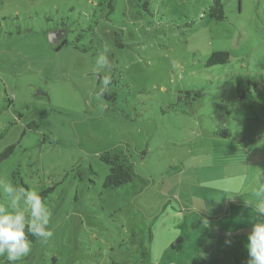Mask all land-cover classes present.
Here are the masks:
<instances>
[{
	"label": "rangeland",
	"instance_id": "374dc122",
	"mask_svg": "<svg viewBox=\"0 0 264 264\" xmlns=\"http://www.w3.org/2000/svg\"><path fill=\"white\" fill-rule=\"evenodd\" d=\"M211 2L0 0V185L51 187L53 232L0 264H248L264 178L244 193L236 173L255 147L264 168V0H223L221 21ZM113 151L136 177L108 189Z\"/></svg>",
	"mask_w": 264,
	"mask_h": 264
},
{
	"label": "clouds",
	"instance_id": "9594fccd",
	"mask_svg": "<svg viewBox=\"0 0 264 264\" xmlns=\"http://www.w3.org/2000/svg\"><path fill=\"white\" fill-rule=\"evenodd\" d=\"M107 63L101 56L98 64ZM0 191L8 194L10 208L0 206V256H6L9 262H16L31 251L29 236L46 242L53 236L49 229L51 212L36 191H25L12 185H0ZM259 204L245 200L254 206L258 216H264V184L256 189ZM24 207V211L19 208ZM27 213V214H26ZM248 264H264V218L253 225L248 234Z\"/></svg>",
	"mask_w": 264,
	"mask_h": 264
},
{
	"label": "trees",
	"instance_id": "16d2710c",
	"mask_svg": "<svg viewBox=\"0 0 264 264\" xmlns=\"http://www.w3.org/2000/svg\"><path fill=\"white\" fill-rule=\"evenodd\" d=\"M208 15L210 18L215 21H221L225 19L224 15V4L223 0H212L209 8ZM229 60V52L226 50H218L212 52L205 61L206 66L214 64H223L227 63ZM217 137H228L231 135V130L226 127L219 128V130L213 133ZM15 145H9L5 147L0 153V162L8 157L10 153L13 152ZM100 159L104 161L109 166V173L106 175L103 183L104 188L112 189L117 186H120L124 183L132 181L136 177L135 170L131 164L129 155L127 151H118V152H105L100 155ZM14 179L18 177L20 182L24 187L27 186L23 183L22 179L19 176L18 169L13 172ZM52 191L51 187L43 189L38 192L42 200H44L48 194ZM30 242L36 241V238L29 236ZM178 248V245H174ZM180 247V246H179Z\"/></svg>",
	"mask_w": 264,
	"mask_h": 264
},
{
	"label": "crops",
	"instance_id": "0c3cea01",
	"mask_svg": "<svg viewBox=\"0 0 264 264\" xmlns=\"http://www.w3.org/2000/svg\"><path fill=\"white\" fill-rule=\"evenodd\" d=\"M257 150V151H256ZM248 151H250L248 149ZM256 151V152H254ZM262 150H260V147H255L252 151L245 153V156L248 158V156H251L252 159H250V161L248 162V159H244V162L247 163L248 165V169H246V171H241L240 169L238 170V172L236 173V175H240L241 178H243V182L241 181L242 184V191L244 193H248L252 190L255 189L257 182H259L260 180H262L264 178V168L261 169V164H259V162H261V155L257 156L258 153H260ZM241 164V163H240ZM239 163H237V165H240ZM264 166V165H263ZM259 167H260V171H259ZM256 168L258 169L257 174H258V178L253 179L252 182L254 183V185L252 184V182H248V180H251V178L253 177V175L256 173ZM243 175H247L243 176ZM246 177V178H245ZM255 191V190H254ZM245 205H247L248 207L251 206V208H253V205H250L249 203H244Z\"/></svg>",
	"mask_w": 264,
	"mask_h": 264
}]
</instances>
